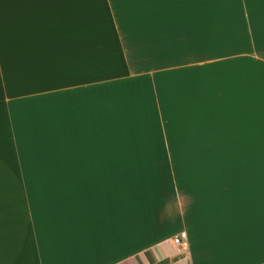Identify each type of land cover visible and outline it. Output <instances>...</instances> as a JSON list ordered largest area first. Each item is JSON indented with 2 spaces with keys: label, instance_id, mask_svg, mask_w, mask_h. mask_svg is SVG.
<instances>
[{
  "label": "crops",
  "instance_id": "0c3cea01",
  "mask_svg": "<svg viewBox=\"0 0 264 264\" xmlns=\"http://www.w3.org/2000/svg\"><path fill=\"white\" fill-rule=\"evenodd\" d=\"M0 8V264H264V0Z\"/></svg>",
  "mask_w": 264,
  "mask_h": 264
},
{
  "label": "rangeland",
  "instance_id": "374dc122",
  "mask_svg": "<svg viewBox=\"0 0 264 264\" xmlns=\"http://www.w3.org/2000/svg\"><path fill=\"white\" fill-rule=\"evenodd\" d=\"M5 8H0V18H3V11ZM62 11L63 8H60V18H63L66 15V11L63 13V17H62ZM190 119L192 121H195L194 116L190 117ZM190 142V140H189ZM188 149L185 150H181L179 151V159L176 158L175 153H173V164L176 165V163L178 161H182L180 167H182L185 171H186V175L187 171L191 172H195L196 174H198V171H200V168L203 167V170L206 172V175L203 176H207V172L212 170L211 165L214 164L215 160L218 161L219 160L221 163H224V161H226V156H224L225 154H227V152H222V151H216V152H212L211 150H202V148L200 146H198V152L196 151V147L193 144H189L187 145ZM204 148V146H203ZM227 163V161L225 162ZM202 166V167H198V166ZM197 177H200V175H196Z\"/></svg>",
  "mask_w": 264,
  "mask_h": 264
},
{
  "label": "built area",
  "instance_id": "2783aa9c",
  "mask_svg": "<svg viewBox=\"0 0 264 264\" xmlns=\"http://www.w3.org/2000/svg\"><path fill=\"white\" fill-rule=\"evenodd\" d=\"M184 236H185V234L182 232V233H180V235H179L178 237H176V238L174 239V241H175L176 243H180V242L184 243V242H183V238H184Z\"/></svg>",
  "mask_w": 264,
  "mask_h": 264
}]
</instances>
